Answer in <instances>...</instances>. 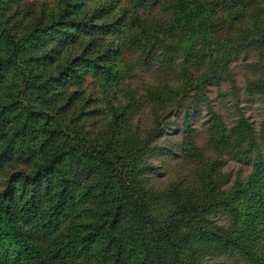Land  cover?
<instances>
[{
    "label": "trees",
    "instance_id": "obj_1",
    "mask_svg": "<svg viewBox=\"0 0 264 264\" xmlns=\"http://www.w3.org/2000/svg\"><path fill=\"white\" fill-rule=\"evenodd\" d=\"M52 1L37 14L32 0H0V264H264V0H130L128 16L99 22L79 15L81 0ZM74 42L78 56L60 66ZM247 48L263 64L246 84L263 102L258 131L210 109L205 144L249 173L224 189L213 159L194 189L147 188L142 157L160 146L140 138L130 113L146 97L161 115L186 107L190 92L205 103L204 84L229 78L226 62ZM139 64L162 76L141 96L129 83ZM193 136L186 119L185 159L199 155ZM217 210L226 226L208 218Z\"/></svg>",
    "mask_w": 264,
    "mask_h": 264
},
{
    "label": "rangeland",
    "instance_id": "obj_2",
    "mask_svg": "<svg viewBox=\"0 0 264 264\" xmlns=\"http://www.w3.org/2000/svg\"><path fill=\"white\" fill-rule=\"evenodd\" d=\"M32 2L37 14L39 8L44 6L43 3H46L48 9L54 6L52 0H32ZM129 3L130 0H81L77 3V10H80L79 15H86L92 21L99 22L115 18V15L126 14L128 16L126 7ZM163 11L162 9H152V18L164 21L168 14L162 13ZM232 30L234 31V29ZM226 36L233 37L235 34L230 31ZM79 52L80 49L76 42L65 47L59 60L60 66L65 65L67 61L70 66L72 64L70 61L74 60ZM179 58L180 56H176L175 61H178ZM226 66L229 68V78L221 71L204 84L205 103L201 100L192 103L190 92L187 95L186 107L162 111L161 115V112L157 110L153 112L151 99L146 97V99H141L139 106L130 113L129 122L140 138L147 144L160 146V149L150 150L142 157L140 171L144 175L147 188L161 190L176 183L182 188L194 189L198 186V171L203 170L202 168H205L213 159L222 161L220 174L225 175L221 184L224 189L230 187L236 180L242 181L249 173V163L243 164L235 161L229 153L218 155L205 144V126L210 109L218 113L227 126L231 125L239 116H243L252 128L258 131L262 120L263 102L260 95L246 91L247 81L253 79L263 69V64L255 51L247 48L235 53L226 62ZM130 75V87L135 89L137 96H141L147 86H155L162 78L161 72L156 69L155 65L136 66L131 69ZM80 89H75L77 94H74L72 104L77 108H81L80 106L83 104L82 108H84L83 99L85 94L89 93V86L85 84ZM95 119L96 122L93 121V124H91L92 121L89 122L91 124L88 125L89 129L94 130L103 122L101 115L96 116ZM186 119L194 129V142L199 148V155L191 159H185L181 155V131ZM208 218L213 223L222 226H226L228 223L227 216L220 210L209 214ZM211 261L224 264H247L235 255H218L212 257Z\"/></svg>",
    "mask_w": 264,
    "mask_h": 264
}]
</instances>
